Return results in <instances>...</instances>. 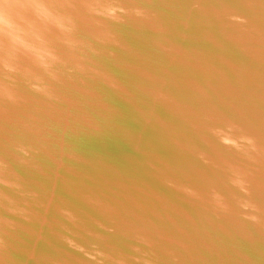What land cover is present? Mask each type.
Listing matches in <instances>:
<instances>
[{
    "label": "water",
    "instance_id": "95a60500",
    "mask_svg": "<svg viewBox=\"0 0 264 264\" xmlns=\"http://www.w3.org/2000/svg\"><path fill=\"white\" fill-rule=\"evenodd\" d=\"M0 264H264V0H0Z\"/></svg>",
    "mask_w": 264,
    "mask_h": 264
}]
</instances>
